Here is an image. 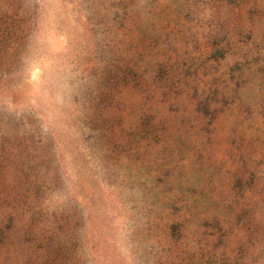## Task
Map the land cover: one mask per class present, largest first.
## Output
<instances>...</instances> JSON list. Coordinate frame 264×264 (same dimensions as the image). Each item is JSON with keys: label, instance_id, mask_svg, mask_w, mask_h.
Instances as JSON below:
<instances>
[{"label": "rangeland", "instance_id": "374dc122", "mask_svg": "<svg viewBox=\"0 0 264 264\" xmlns=\"http://www.w3.org/2000/svg\"><path fill=\"white\" fill-rule=\"evenodd\" d=\"M0 264H264V0H0Z\"/></svg>", "mask_w": 264, "mask_h": 264}]
</instances>
